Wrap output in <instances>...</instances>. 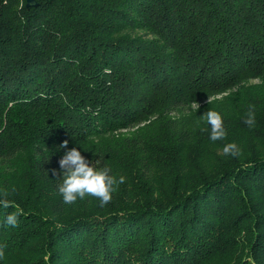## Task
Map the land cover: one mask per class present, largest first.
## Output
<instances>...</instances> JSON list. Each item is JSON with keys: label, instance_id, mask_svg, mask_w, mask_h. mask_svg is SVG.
I'll return each mask as SVG.
<instances>
[{"label": "trees", "instance_id": "obj_1", "mask_svg": "<svg viewBox=\"0 0 264 264\" xmlns=\"http://www.w3.org/2000/svg\"><path fill=\"white\" fill-rule=\"evenodd\" d=\"M72 148L107 205L63 202ZM5 195L0 264H264V0H0Z\"/></svg>", "mask_w": 264, "mask_h": 264}, {"label": "clouds", "instance_id": "obj_2", "mask_svg": "<svg viewBox=\"0 0 264 264\" xmlns=\"http://www.w3.org/2000/svg\"><path fill=\"white\" fill-rule=\"evenodd\" d=\"M210 101L211 97H209ZM193 107L198 109L199 105L193 102ZM203 118H206L208 125H211L210 139L212 141L220 140L226 136L224 122L218 112L211 110ZM245 123L250 127L254 125V110L250 109ZM61 148H68L67 140L62 143ZM223 151L226 155H239L236 144H227ZM91 163L76 148L68 149L59 160L60 171L57 173L53 170V174L63 176L62 181L58 183V191L63 197L65 204L72 205L77 200V197L84 198L87 194L98 197L101 206L107 205L113 198L112 193L115 191L114 185L124 182L123 176L117 181L110 174L107 166L100 167L99 161L95 163V166H90ZM0 205H3L5 208L9 206L6 195L3 199H0ZM5 222L8 226L16 227L18 224V214L13 213L8 215ZM3 255V251H0V257H3Z\"/></svg>", "mask_w": 264, "mask_h": 264}, {"label": "rangeland", "instance_id": "obj_3", "mask_svg": "<svg viewBox=\"0 0 264 264\" xmlns=\"http://www.w3.org/2000/svg\"><path fill=\"white\" fill-rule=\"evenodd\" d=\"M251 84H253V85H260V82H259V81H254V82H252ZM225 99H227V100L229 101V99L226 98L225 96H223V97L220 96V97L214 99L213 102H215L216 105H219V104H220V105L227 106V104H229L230 101H229V103H226L227 100H225ZM193 109H196V108L193 107ZM189 111H190V109H189V108H186V109H184L181 113H177V114H178V116H179L180 118H182V116L188 114ZM220 153H221V151H220Z\"/></svg>", "mask_w": 264, "mask_h": 264}, {"label": "water", "instance_id": "obj_4", "mask_svg": "<svg viewBox=\"0 0 264 264\" xmlns=\"http://www.w3.org/2000/svg\"><path fill=\"white\" fill-rule=\"evenodd\" d=\"M29 2H31V0H28Z\"/></svg>", "mask_w": 264, "mask_h": 264}]
</instances>
